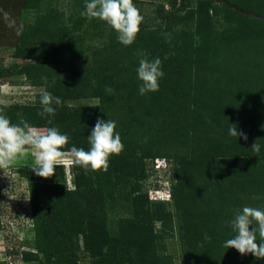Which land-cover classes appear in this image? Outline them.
I'll return each mask as SVG.
<instances>
[{
	"label": "trees",
	"instance_id": "obj_1",
	"mask_svg": "<svg viewBox=\"0 0 264 264\" xmlns=\"http://www.w3.org/2000/svg\"><path fill=\"white\" fill-rule=\"evenodd\" d=\"M19 1L18 12L34 10L35 16L18 22L24 31L15 33L12 57L33 61L20 68L0 64V81L23 74L62 105H54L53 125L38 115L41 93L26 104L0 103V109L13 123L57 126L70 138L65 152L72 146L88 150L98 118L115 121L124 144L106 173L85 174L70 165L73 188L62 163L47 179L31 171L32 163L17 168L28 184L34 233V249L23 250L22 259L176 264L165 252L172 211L143 190L154 173L150 163L163 158L181 264H264L223 247L233 236L226 222L237 210L264 208V0H162L151 18L160 23H142L131 46L119 43L106 23L81 16L85 0H69L67 10L59 0ZM141 52L159 57L165 73L159 91L145 95L136 71ZM82 98L98 104L69 103ZM231 124L247 141L229 135ZM255 141L259 154L251 149ZM114 209L123 213L110 227Z\"/></svg>",
	"mask_w": 264,
	"mask_h": 264
},
{
	"label": "clouds",
	"instance_id": "obj_2",
	"mask_svg": "<svg viewBox=\"0 0 264 264\" xmlns=\"http://www.w3.org/2000/svg\"><path fill=\"white\" fill-rule=\"evenodd\" d=\"M81 16L106 23L116 32L118 42L124 46H131L135 42L143 22V16L133 0H85ZM0 20L6 27L13 29L17 36L23 34V22L18 24L16 19L2 8H0ZM139 55L136 69L137 77L141 81L139 94L159 91L160 79L165 75L162 71L161 59L157 57L150 60L143 52ZM167 58L166 56L165 59ZM42 79L46 80V77ZM40 105L42 110L38 115L46 118L48 125H53L52 118L56 114L54 105H62L61 98L45 90L41 93ZM231 125L229 135L247 141V135L238 131L236 125ZM116 128L115 121L98 118L88 136V150L72 146L69 152H65L64 149L69 144L70 138L57 126L40 130L23 119L13 123L4 114L3 109H0V170L8 169L18 160L31 156V171L45 179L55 174V168L60 163L65 166L66 176L70 175L69 167L72 164L82 168L85 174L101 171L106 173L110 158L121 155L124 150V144ZM256 141L251 145V149L259 154L261 145ZM66 153L72 157L69 163L63 162ZM157 159H154V164ZM164 181L169 189V179L166 177ZM167 193L169 194L170 191ZM226 223L231 227L233 236L224 241V248H234L241 256L251 254L257 260L264 259V208L244 206Z\"/></svg>",
	"mask_w": 264,
	"mask_h": 264
},
{
	"label": "rangeland",
	"instance_id": "obj_3",
	"mask_svg": "<svg viewBox=\"0 0 264 264\" xmlns=\"http://www.w3.org/2000/svg\"><path fill=\"white\" fill-rule=\"evenodd\" d=\"M69 0H59L58 5L63 9L68 8ZM134 3L140 9L143 16V24L150 26L160 23V20L152 21L154 9L156 5L162 0H139ZM192 3L195 0H191ZM3 0H0V4ZM19 0H5V5L0 8L9 12L17 21L23 18V21H32L35 12L34 10L19 11ZM186 8L181 9L180 13L184 14ZM15 39V31L5 26L0 20V64L3 66H14L20 68L26 63H30L33 59L14 58L12 57ZM44 88L42 86H35L25 80L23 74H14L8 77L4 82L0 81V103H21L26 104L35 100L36 95L42 93ZM70 104L78 105H93L98 104L97 98H82L74 101H69ZM40 129V128H38ZM41 128L40 130H43ZM72 160L70 154L66 153L64 163H69ZM148 160V159H147ZM27 163H32V158L29 156L25 159H20L16 164L8 169L0 170V264H36L34 261H25L22 259L21 252L26 249H34V233L31 230V214L28 194V184L25 178L21 177L17 172V168ZM153 166L154 173L147 180L143 181V190L147 191L150 201H164L166 207L172 211V227L173 236L166 239L165 252L173 257L176 264L182 262V248L179 239V232L177 228V217L173 206V201L167 192L170 191L166 186L165 174L169 163L163 158H158L157 162L154 160L150 163ZM167 169V170H168ZM70 175H67V184L73 188V184L69 180ZM161 188L162 190H156ZM169 190V191H168ZM123 210L114 209L109 210L108 224L111 227L114 218L118 214H122ZM159 228V222L156 223L155 229ZM82 245V239H79ZM84 264H89L87 261Z\"/></svg>",
	"mask_w": 264,
	"mask_h": 264
},
{
	"label": "built area",
	"instance_id": "obj_4",
	"mask_svg": "<svg viewBox=\"0 0 264 264\" xmlns=\"http://www.w3.org/2000/svg\"><path fill=\"white\" fill-rule=\"evenodd\" d=\"M156 162H157V160H156ZM157 190V189H156Z\"/></svg>",
	"mask_w": 264,
	"mask_h": 264
}]
</instances>
